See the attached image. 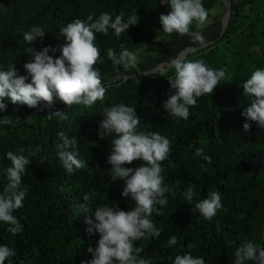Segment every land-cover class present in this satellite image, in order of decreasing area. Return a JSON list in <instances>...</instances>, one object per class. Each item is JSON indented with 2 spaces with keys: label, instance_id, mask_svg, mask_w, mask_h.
<instances>
[{
  "label": "trees",
  "instance_id": "obj_1",
  "mask_svg": "<svg viewBox=\"0 0 264 264\" xmlns=\"http://www.w3.org/2000/svg\"><path fill=\"white\" fill-rule=\"evenodd\" d=\"M228 1L231 17L223 32L222 18L214 11L224 3L202 0L209 15L201 30L208 46L201 47L188 36L162 32L159 17L170 11L167 0H0V69L15 64L20 75H27L23 65L33 59L27 49H58L65 39L59 37V29L75 19L86 21L89 15L98 18L107 12L113 18L123 14L125 21L132 23L119 38L112 29L108 35L96 34L95 44L100 49L96 67L107 89L103 101L91 107L66 108L54 97L51 111L68 116L61 120L55 116L49 119L46 108L40 111L4 100L7 107L0 110V119L8 122L0 123V192L8 184L6 169L11 166L5 154L21 147L42 149L22 177L27 193L23 207L14 215L23 230L13 236L7 225L0 223V245L16 252L12 264H90L93 256L88 249L97 247L100 236L86 231L90 227L86 218L95 222V209L104 205L123 211L136 206L130 197H122L124 181L111 180L108 155L115 134L99 137L103 109L121 103L136 107L141 121L137 131L158 132L171 141L172 148L169 159L162 163V175L166 185L174 186L176 195L168 194V205L151 217L162 229L161 235L134 242L143 248L140 258L150 259L152 264H173L176 255L191 251L205 264H234L235 251L245 242L264 247V129L248 121L251 128L244 133L242 116L251 100L244 95L242 84L253 71L264 69V0ZM141 19L146 21V29L139 26ZM37 25L46 34L30 46L23 33ZM188 48L198 51L185 59H203L213 69L225 68L228 78L212 96L197 98L198 107L190 108L185 121L173 118L162 105L175 94L168 81L174 79L169 62ZM108 49L117 55L127 50L139 62L136 67L115 65L107 56ZM60 54L49 53L53 58ZM162 64L167 71L157 72ZM39 107L43 108V102ZM61 131L77 139L78 158L92 171L85 168L66 173L58 158ZM198 148L212 157L210 165L195 155ZM40 156L45 157L43 162ZM142 164L137 160L124 167ZM191 184L196 185L197 196L188 205L183 192ZM211 191L220 192L223 209L208 221L192 207ZM84 194L91 197L87 202L91 213L80 208ZM172 236L177 237V245L166 247ZM189 244L195 247L189 249Z\"/></svg>",
  "mask_w": 264,
  "mask_h": 264
},
{
  "label": "clouds",
  "instance_id": "obj_2",
  "mask_svg": "<svg viewBox=\"0 0 264 264\" xmlns=\"http://www.w3.org/2000/svg\"><path fill=\"white\" fill-rule=\"evenodd\" d=\"M170 11L159 17L162 32L166 36L173 33L181 37L188 36L193 43L201 47L207 46L202 29L208 22V11L204 8L202 0H167ZM137 24V23H136ZM135 24V25H136ZM132 26L131 20L125 21L123 14L115 18L107 12L101 13L98 18L89 15L87 20L75 19L65 27L59 29V37H64L59 48L51 46L36 51L29 47L33 59L26 62L23 68L27 75H20L15 64L7 69H0V110H6L5 98L12 104L26 105L30 109L43 111L49 110L48 118L53 116L67 120L66 112L55 108V99L58 98L66 108L74 105L93 106L97 101H103L106 87L102 83L100 70L96 67L100 60V49L96 46V34L108 35L109 29L119 38ZM193 26L195 30H193ZM46 31L42 26H33L23 33V39L30 46L43 40ZM59 51L61 54L53 58L49 53ZM108 58L115 65L136 67V56L127 51L119 55L114 49L107 50ZM169 67L174 70V79H168L171 89L175 90L163 103L162 107L173 118L187 121L190 108L198 107L197 98L212 96L221 81L227 80V69H213L203 59L187 60L174 58L169 62ZM147 75V74H146ZM30 79V82H28ZM244 95L250 97V104L242 112L245 117L243 124L244 133L251 125L248 121L255 122L264 129V69H256L249 79L242 84ZM43 102V108H40ZM0 119V123H7ZM141 124L136 115V107L125 104H114L103 109V120L99 124V137L115 134L111 142L108 163L111 165V180L124 181L122 197H130L135 201V207L130 211H123L118 207L104 205L97 207L93 219L86 218V229L90 234L98 233L95 249L89 248L93 259L90 264H152L150 259L140 258L143 248L136 247V241L147 237H159L162 229H158L151 217L155 212L160 214V209L168 205V194L175 196L174 186L166 185L162 173V163L168 160L172 152L171 141L158 132L137 131ZM62 141L57 147L59 161L67 174H75L78 170L87 168L88 163L79 159L78 142L75 137L69 138L63 131L58 133ZM27 151V154L25 152ZM42 149H25L21 147L17 152H7L6 158L11 166L6 169L8 184L0 192V223L7 225V231L13 236L23 230V225L14 213L23 207L27 188L22 187V177L26 174L32 158L37 157ZM196 156L201 157L210 165L212 157L198 148ZM43 162L44 156L39 157ZM143 161L137 168L124 167L133 161ZM206 170V167H205ZM179 186L177 181L176 186ZM197 196L196 185H189L183 192V197L188 205L193 204ZM89 194H84L80 208L84 213H91L88 203ZM223 209L222 197L219 191H211L207 197L200 199L192 207L205 220L211 221ZM93 214V213H92ZM176 236H172L166 247L177 245ZM195 247L193 244L187 246ZM16 252L8 245H0V264H12ZM234 264H264V247L251 241L238 247L234 254ZM173 264H205L202 257L193 256L191 251L176 255Z\"/></svg>",
  "mask_w": 264,
  "mask_h": 264
},
{
  "label": "water",
  "instance_id": "obj_3",
  "mask_svg": "<svg viewBox=\"0 0 264 264\" xmlns=\"http://www.w3.org/2000/svg\"><path fill=\"white\" fill-rule=\"evenodd\" d=\"M222 2L224 3L226 9H227V12L222 20V23H223V32L226 30V28L228 27V24H229V20H230V17H231V4L228 0H222ZM208 46V45H207ZM206 47V46H205ZM198 51V48H188L186 49L185 51H183L177 58H184L190 54V53H194ZM156 71H160V72H166L167 69H165V64H162L160 65L158 68H156Z\"/></svg>",
  "mask_w": 264,
  "mask_h": 264
},
{
  "label": "rangeland",
  "instance_id": "obj_4",
  "mask_svg": "<svg viewBox=\"0 0 264 264\" xmlns=\"http://www.w3.org/2000/svg\"><path fill=\"white\" fill-rule=\"evenodd\" d=\"M226 12H227V9H226V7H225V5L223 6V7H219L217 10H215L214 11V14L215 15H218V16H220L221 18H222V20H223V18H224V16H225V14H226ZM146 21L145 20H140L139 22H138V24H139V26H141V28H143V29H146L147 28V23H145ZM142 23V24H141ZM137 58V57H136ZM139 62V59H137V62H136V64Z\"/></svg>",
  "mask_w": 264,
  "mask_h": 264
}]
</instances>
